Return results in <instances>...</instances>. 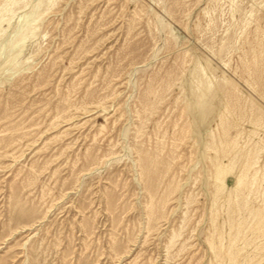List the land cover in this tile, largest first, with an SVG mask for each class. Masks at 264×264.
<instances>
[{"label":"rangeland","instance_id":"rangeland-1","mask_svg":"<svg viewBox=\"0 0 264 264\" xmlns=\"http://www.w3.org/2000/svg\"><path fill=\"white\" fill-rule=\"evenodd\" d=\"M0 264H264V0H0Z\"/></svg>","mask_w":264,"mask_h":264},{"label":"bare ground","instance_id":"bare-ground-1","mask_svg":"<svg viewBox=\"0 0 264 264\" xmlns=\"http://www.w3.org/2000/svg\"><path fill=\"white\" fill-rule=\"evenodd\" d=\"M234 169V167H233ZM232 168H224L222 170H219V172H217L216 174V180L222 185V187L224 188L226 186V180L227 178L230 177L231 173H232ZM240 182L238 180V178H235V183H234V188L236 189L237 187H239Z\"/></svg>","mask_w":264,"mask_h":264}]
</instances>
